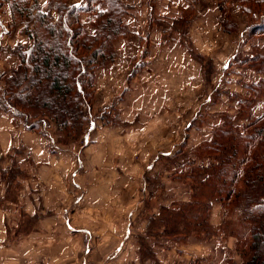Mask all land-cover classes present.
I'll return each mask as SVG.
<instances>
[{
  "label": "rangeland",
  "instance_id": "rangeland-1",
  "mask_svg": "<svg viewBox=\"0 0 264 264\" xmlns=\"http://www.w3.org/2000/svg\"><path fill=\"white\" fill-rule=\"evenodd\" d=\"M36 1L37 9L47 10L49 0ZM119 1L128 7L123 25L129 33L114 40V60L94 72L91 109L83 107L85 135L62 142L56 126L41 117L38 131H29L46 142L48 151L64 155L75 174L73 193L63 201L70 202L67 219L75 231L67 229L66 236L60 234L48 242L39 236L38 242L23 243L34 219L5 226L0 264L241 262L232 227L226 229L223 224L220 203L213 202L210 208L209 225L215 232L211 238L191 234L174 240L162 234L153 218L163 208H176L190 200L194 181L186 176L194 167L210 162L196 156V147L210 141L223 120L242 129L245 121L238 115L244 106L239 103L252 95L244 87L264 76L238 61L250 57L264 39L247 36L250 22L236 0L227 5L235 24L230 32L220 23L217 0ZM67 3L84 5L81 0ZM95 9L103 11L104 4ZM90 17L81 13L79 21L93 34ZM22 29V25L12 26L10 6L3 3L0 74H10L17 67L12 53L28 45ZM255 102L249 110L259 117L264 114V97ZM0 116L20 124L10 113L0 111ZM32 156L25 147L0 154V204L14 201L20 183L34 178L44 165ZM198 178L204 177L199 174ZM226 216L225 222L233 224L239 219L235 212ZM65 237L69 242L62 244ZM25 251L34 253L33 262Z\"/></svg>",
  "mask_w": 264,
  "mask_h": 264
},
{
  "label": "trees",
  "instance_id": "trees-1",
  "mask_svg": "<svg viewBox=\"0 0 264 264\" xmlns=\"http://www.w3.org/2000/svg\"><path fill=\"white\" fill-rule=\"evenodd\" d=\"M67 1L49 0L42 11L36 0H0V6L5 2L10 6L12 26L22 25L28 39L26 47L18 46L12 53L17 67L10 74H0V111L12 114L28 131H38V119L47 118L62 142L85 135L83 107L91 109L94 72L114 60V40L129 33L123 25L128 7L119 0H81L83 6ZM229 1L217 0L226 32L235 30L227 12ZM236 1L250 22L247 36L264 39V0ZM99 3L105 9L97 12ZM81 13L91 15L88 24L95 33H88L81 24ZM238 65L264 76V43L254 47L250 57L239 59ZM244 89L252 95L239 103L244 106L238 115L245 121L242 129L223 120L211 140L196 147V156L210 162L194 167L186 176L194 181L190 200L163 208L153 223L164 236L177 241L191 234L211 238L215 232H211L209 212L212 203L218 202L241 259L232 264H264V114L256 117L249 110L257 98L264 97V78ZM199 174L204 178H198ZM233 212L238 221L225 222Z\"/></svg>",
  "mask_w": 264,
  "mask_h": 264
},
{
  "label": "crops",
  "instance_id": "crops-1",
  "mask_svg": "<svg viewBox=\"0 0 264 264\" xmlns=\"http://www.w3.org/2000/svg\"><path fill=\"white\" fill-rule=\"evenodd\" d=\"M43 142L38 139V136L24 130L21 124L14 122L9 116H0V154L8 152L12 148L25 147L35 155L32 156L35 162H44L34 178L25 179L20 183L14 201L0 204V242L5 241L7 237L5 226L17 224L16 222L25 219H34L35 222L33 229L26 233L21 240L23 243L38 242L39 236L48 242V239L50 241L60 234L66 236L67 229H71L67 219L70 202L65 204L63 201H68V197L73 193L71 179L75 174L70 172L69 165L64 162L67 158L64 155L48 151L46 142ZM40 153L42 154L40 155ZM77 162L81 167L82 162L80 160ZM58 169L63 170L59 171ZM30 183L31 185H29ZM74 183L76 182L72 181V184ZM60 197L63 198L62 201ZM74 231L71 229L70 233ZM124 235L126 236V233ZM67 242L69 239H63L62 244ZM27 254L30 255V262H33L34 253L25 251L26 256ZM59 255H61V251H59ZM47 258H52L50 252H48ZM49 260L52 261L53 258Z\"/></svg>",
  "mask_w": 264,
  "mask_h": 264
}]
</instances>
